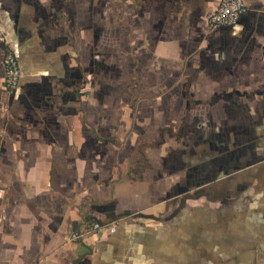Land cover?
Wrapping results in <instances>:
<instances>
[{
	"label": "crops",
	"instance_id": "0c3cea01",
	"mask_svg": "<svg viewBox=\"0 0 264 264\" xmlns=\"http://www.w3.org/2000/svg\"><path fill=\"white\" fill-rule=\"evenodd\" d=\"M222 1L0 0V264H264V0Z\"/></svg>",
	"mask_w": 264,
	"mask_h": 264
},
{
	"label": "built area",
	"instance_id": "2783aa9c",
	"mask_svg": "<svg viewBox=\"0 0 264 264\" xmlns=\"http://www.w3.org/2000/svg\"><path fill=\"white\" fill-rule=\"evenodd\" d=\"M249 9L245 0H223L220 6L210 17V26H228L235 24L239 17ZM0 43L4 47L5 86L11 92L18 88L21 79L20 60L15 51L7 45L6 38L0 36ZM99 223L93 225L94 229H100ZM115 227H112L114 230ZM74 237H78L74 236Z\"/></svg>",
	"mask_w": 264,
	"mask_h": 264
}]
</instances>
